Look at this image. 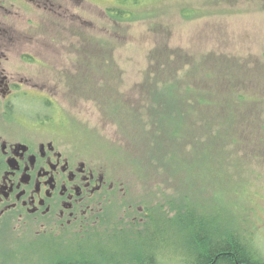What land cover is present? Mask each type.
Masks as SVG:
<instances>
[{
  "label": "rangeland",
  "instance_id": "obj_1",
  "mask_svg": "<svg viewBox=\"0 0 264 264\" xmlns=\"http://www.w3.org/2000/svg\"><path fill=\"white\" fill-rule=\"evenodd\" d=\"M89 1L96 10L95 59L82 72L47 78L62 85L54 87L61 94L58 112L73 122L65 131L110 179L123 180L126 197L117 200L127 209L136 204L129 211L141 202L173 214L184 203L194 217L228 224L264 259V0ZM105 9L108 16H100ZM186 10L196 13L188 17ZM179 76L183 82L170 87L171 98L190 92L187 116L169 117L164 85ZM237 90L245 100L235 106ZM207 91L215 100L199 102L196 93ZM234 108L236 116L227 113ZM172 228L155 226L156 255L188 264L189 236L176 237ZM41 242L0 233V264H56L60 255L69 263L109 264L101 252L69 240ZM133 243L128 230H118L90 244L125 257Z\"/></svg>",
  "mask_w": 264,
  "mask_h": 264
},
{
  "label": "flooded vegetation",
  "instance_id": "obj_2",
  "mask_svg": "<svg viewBox=\"0 0 264 264\" xmlns=\"http://www.w3.org/2000/svg\"><path fill=\"white\" fill-rule=\"evenodd\" d=\"M95 13L89 0H0V233L15 232L29 244L89 241L118 230L136 240L154 233L145 227L151 218L153 227V213L141 202L136 212L129 211L136 204L119 203L123 180L110 179L65 131L73 122L58 112L54 87L62 85L47 79L82 72L95 59ZM99 15L108 16L107 9ZM154 240L146 239L155 248L152 261L169 264L158 259ZM88 250L125 262L99 246Z\"/></svg>",
  "mask_w": 264,
  "mask_h": 264
},
{
  "label": "trees",
  "instance_id": "obj_3",
  "mask_svg": "<svg viewBox=\"0 0 264 264\" xmlns=\"http://www.w3.org/2000/svg\"><path fill=\"white\" fill-rule=\"evenodd\" d=\"M186 12V15L188 17H192L196 13L195 11L191 10H186ZM163 66L165 67L166 64H163ZM182 79H184V77L179 76L175 81V78L173 77L171 81L168 80V84H166L167 86L163 84L164 90H166L165 93L168 95V98H165L166 101H169V104L171 103V100L176 102L182 101V104H175L174 108L183 106L187 110L184 102L189 100L188 95L190 92L188 90L180 92L181 95H179L178 97H175L174 95L171 98L170 87L181 84L183 82ZM163 93L164 92H162L161 97H163ZM244 96V94L238 93L237 90L236 93L232 95L233 105L237 106V103L244 102ZM215 97V94L211 91H207L204 94H202L201 92L196 93V99L201 103H205V101H213L215 100ZM188 106L190 108H195L193 107V105ZM236 109L237 108H234V111H227V113L234 112V116H236ZM214 116L215 115H213V117ZM238 147L240 148V146ZM147 211L152 213L151 209L149 208H147ZM156 212L155 217H151L155 218V226L157 230L165 231V229L173 227L172 229L177 231V234L175 235L176 237L181 236L183 232H187L190 245L187 249L186 254L191 255V261L188 262V264H264V259H262V257L257 252L252 251V249L254 250V248H252L239 233L236 232L234 235L233 233L228 232L229 230L233 229L228 224L221 226L214 222H209L208 219H204L203 217H194V210L188 212V207L184 203H182L181 206H179V208H177L176 210H173V214H171V211H166L165 214L161 213L160 211ZM151 223L152 218L148 220V223L147 225H145V227L149 229L152 228L151 230H154L155 226L153 225L152 227ZM178 230L180 232H178ZM153 236L154 235L152 233L151 235L137 240V244L133 243L130 251H128L125 256V262H110L109 264H128V262L129 264H157L152 261L153 258L151 257V255H149L148 257H145V255H143L144 253H152L151 249L153 247H151L150 245H146V239L152 238L154 240ZM152 243L157 244L155 240ZM143 247H145L147 250H140L143 249ZM156 250H158V245H156ZM100 255L102 254L100 253ZM50 264H55V261L51 262ZM56 264L99 263L97 262V259H88L83 262L76 261L69 263L66 262V259L63 256H60L56 261Z\"/></svg>",
  "mask_w": 264,
  "mask_h": 264
}]
</instances>
